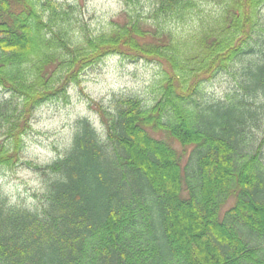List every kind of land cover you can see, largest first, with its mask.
I'll return each mask as SVG.
<instances>
[{
	"label": "trees",
	"instance_id": "16d2710c",
	"mask_svg": "<svg viewBox=\"0 0 264 264\" xmlns=\"http://www.w3.org/2000/svg\"><path fill=\"white\" fill-rule=\"evenodd\" d=\"M122 1L108 28L78 35L53 0H0V168L20 164L36 109L67 101L89 67L109 55L165 67L153 103L99 104L105 134L82 119L64 157L28 163L47 178L36 205L0 186V264H264V0ZM240 62L243 93L199 101Z\"/></svg>",
	"mask_w": 264,
	"mask_h": 264
},
{
	"label": "rangeland",
	"instance_id": "374dc122",
	"mask_svg": "<svg viewBox=\"0 0 264 264\" xmlns=\"http://www.w3.org/2000/svg\"><path fill=\"white\" fill-rule=\"evenodd\" d=\"M47 0H41L46 3ZM72 13L76 33L85 31L100 32L109 27L125 7L122 0H53ZM206 4L213 2L203 0ZM146 11L153 6L154 0H142ZM179 30L182 24H175ZM245 65L237 63L227 70L219 72L207 80L202 87L199 101L203 104H219L236 94L243 93L241 84L246 77ZM164 64L159 61L139 59L131 60L119 55H109L99 63L83 72L81 82L74 83L69 89V98L51 99L39 106L32 122V129L24 139L21 162L15 168H0V186L8 199L16 204L33 206L39 202L36 194L46 187L47 178L29 162L47 165L64 157L78 131V123L89 119L102 133L105 128L98 112L99 104L112 106L118 97L140 98L146 104L153 103L158 97V82L164 74ZM9 97V93L0 89V101ZM264 103V100H263ZM255 133L264 135V115ZM181 151L183 147L175 144ZM193 147H188L184 157L189 175H192L194 161L191 159ZM185 184V195H188ZM234 205L231 199L228 209Z\"/></svg>",
	"mask_w": 264,
	"mask_h": 264
},
{
	"label": "bare ground",
	"instance_id": "6f19581e",
	"mask_svg": "<svg viewBox=\"0 0 264 264\" xmlns=\"http://www.w3.org/2000/svg\"><path fill=\"white\" fill-rule=\"evenodd\" d=\"M51 164V163H50Z\"/></svg>",
	"mask_w": 264,
	"mask_h": 264
}]
</instances>
